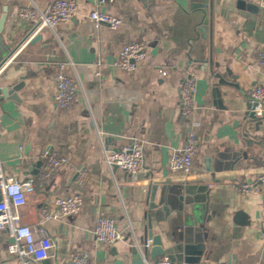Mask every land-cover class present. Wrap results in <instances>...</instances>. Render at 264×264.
I'll return each instance as SVG.
<instances>
[{
	"label": "crops",
	"instance_id": "0c3cea01",
	"mask_svg": "<svg viewBox=\"0 0 264 264\" xmlns=\"http://www.w3.org/2000/svg\"><path fill=\"white\" fill-rule=\"evenodd\" d=\"M52 1L0 0V16L7 7L2 36L8 44L15 47L33 30L19 20L21 7L34 4L46 11ZM75 1L78 11L71 21L45 28L34 43L26 40L0 69V88L24 83L15 93L19 100L0 93V158L8 175L34 180L26 204L15 211L21 224L44 229L38 237L55 243L39 264H68L77 253H87L90 264H119L149 221L166 247L168 240L189 239L192 250L202 253L187 264L230 259L264 264V186L259 181L264 120L251 118L249 109L252 91L264 86V70L256 62L264 51V0H248L254 7L249 16L219 6L206 38L198 0H117L100 7L96 0ZM96 9L122 24L117 29L96 25L89 19ZM132 41L147 43V55L137 70L127 72L116 63L121 48ZM209 59L214 73L233 86L219 85ZM59 64H67L78 85L73 111L59 109L54 100ZM190 75L197 79L196 109L185 116L180 93ZM191 129L200 139L194 171H173L171 154ZM134 137L144 144L145 169L130 180L103 159L105 151L118 150ZM46 151L69 161L47 178L42 175ZM83 174L87 179L81 183ZM243 183L255 189L243 193ZM74 194L84 199L79 213L54 217L56 198ZM181 197L190 201L184 211ZM98 217L114 219L123 240L100 245L94 235ZM11 242L0 231V264H17L7 253Z\"/></svg>",
	"mask_w": 264,
	"mask_h": 264
},
{
	"label": "built area",
	"instance_id": "2783aa9c",
	"mask_svg": "<svg viewBox=\"0 0 264 264\" xmlns=\"http://www.w3.org/2000/svg\"><path fill=\"white\" fill-rule=\"evenodd\" d=\"M117 0H96L100 6L113 5ZM78 4L75 0H53L48 10L44 11L34 4L26 5L18 10V18L21 22L32 25L33 33L29 37L32 40L45 28L55 30L59 23L71 21L77 14ZM89 19L95 23L107 24L112 29H117L122 24V19L102 12L99 9L92 11ZM147 43L144 41H132L124 45L119 53L116 63L123 71L132 72L138 69L146 59ZM259 67L264 70V51H260L256 57ZM67 64H59L55 72L56 93L55 103L61 110L73 111L75 107L78 85L67 72ZM197 79L193 75L188 76L182 83L180 104L182 114L187 116L196 109L195 94ZM251 102L254 104L253 112L259 120H264V86L259 85L251 93ZM200 139L191 129L182 146L174 150L170 157V168L176 172L190 174L194 171L195 157L198 152ZM43 177H50L55 171L68 164V158L55 151H46L43 155ZM104 164L109 169H121L130 180H135L145 169L144 144L136 137L131 139L128 145L118 150L104 152ZM87 175L83 174L80 182L83 183ZM259 181L264 186V172ZM34 189V180L20 181L17 177L6 173L4 163L0 158V231L12 238L7 247L10 257L16 259L17 264H39L49 256V251L55 247V243L43 235L44 229L33 230L20 223V216L15 211L27 202V195ZM255 189L250 183H243L241 191L250 193ZM84 199L80 194L68 197H58L55 200L57 215L54 217H73L79 213ZM44 218L49 219L50 214L44 212ZM96 241L100 245H111L123 240L124 235L119 230L117 223L112 218L98 217L94 230ZM264 245V230L261 232ZM151 244V242H149ZM68 264H90L87 253H77L69 259ZM151 264H174L168 256H162Z\"/></svg>",
	"mask_w": 264,
	"mask_h": 264
},
{
	"label": "water",
	"instance_id": "95a60500",
	"mask_svg": "<svg viewBox=\"0 0 264 264\" xmlns=\"http://www.w3.org/2000/svg\"><path fill=\"white\" fill-rule=\"evenodd\" d=\"M200 1V7L204 10V19L202 22V26L200 28V32L202 33V37L206 38L205 31L206 27L209 26L210 28L213 26L214 17L219 11H223V9L228 10L229 12H237L243 16L247 15L250 10L254 7L252 3H249L248 0H231V1H223V0H198ZM8 18L7 14V7H3V13L0 16V69L5 65L7 60L19 49V47L29 39L33 30L29 31V33L15 45L12 47L8 44V42L3 38V32L5 30L6 21ZM40 37H34L31 40V43L36 42ZM206 64V62H205ZM207 66L210 69L212 75L215 78L219 79V85H226V86H233L234 84L230 83L229 81L225 80L224 77L220 73H214L213 62L211 59L207 62ZM218 67V65H215ZM228 75L233 78L237 79L238 77L233 75L230 69H227ZM24 86V83H20L13 88H0V93H2L5 97H9L15 100H19L16 92L20 91L21 88ZM214 96H219V90L216 88L214 90ZM254 108V104L251 102L249 103L250 117L256 119L255 113L252 111ZM155 189V188H154ZM154 191V190H153ZM155 192V191H154ZM153 192V193H154ZM165 196V192L164 195ZM1 199V198H0ZM181 200L184 202L180 204L179 208L181 211H184V203L185 205L189 204L187 197H181ZM166 210V208H165ZM189 220V216L186 217ZM196 221V220H195ZM197 223V222H196ZM169 246H165L164 239L162 235L157 234L153 230L152 222L149 221L148 225L144 228L143 234L135 240L134 245L124 253L123 259L119 262V264H151L157 261L162 256H168L173 263L183 262V264H187L190 261H197L200 259L202 253L199 251L192 250V245L188 240H183L184 242L174 243L171 240H168ZM151 242V244H149ZM203 248V245L200 247ZM193 256V257H192ZM196 256V257H194ZM224 264H235V262L230 259L228 262Z\"/></svg>",
	"mask_w": 264,
	"mask_h": 264
}]
</instances>
